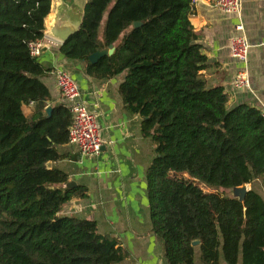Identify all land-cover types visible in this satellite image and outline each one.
I'll list each match as a JSON object with an SVG mask.
<instances>
[{
	"label": "trees",
	"instance_id": "trees-1",
	"mask_svg": "<svg viewBox=\"0 0 264 264\" xmlns=\"http://www.w3.org/2000/svg\"><path fill=\"white\" fill-rule=\"evenodd\" d=\"M195 4L88 0L60 53L85 62L93 78L124 76L123 104L155 145L147 194L167 264H196L197 253L201 264H264V197L250 189L242 202L227 192L264 182V116L247 103L229 108L226 90L199 78L208 59L191 22ZM51 6L0 0V264H122L129 252L95 220L61 214L88 189L67 187L68 173L49 166L68 157L61 148L73 122L66 104L47 113L42 79L52 69L30 48L45 38ZM111 44L112 55L90 62Z\"/></svg>",
	"mask_w": 264,
	"mask_h": 264
},
{
	"label": "crops",
	"instance_id": "crops-1",
	"mask_svg": "<svg viewBox=\"0 0 264 264\" xmlns=\"http://www.w3.org/2000/svg\"><path fill=\"white\" fill-rule=\"evenodd\" d=\"M191 22L203 46L208 63L199 78L208 86H221L230 95L229 108L247 103L264 107V0H242L240 14H228L215 0H196ZM244 26L250 43L248 67L251 87L240 89L234 80L242 67L230 51V40ZM38 57L52 72L43 77L51 92L49 106L66 104L56 82V71L66 70L80 88V99L99 114V128L104 144L95 156L83 157L75 144L61 149L68 157L51 163L66 171L75 186L88 189L86 198L74 197L61 214L92 219L101 234L115 237L129 252L122 264H167L163 246L152 230L147 194V169L156 157L154 142L142 133V117L127 111L119 92L124 76L96 79L86 73L85 62L71 60L60 53L61 44L45 37ZM27 112L30 107H25ZM256 180L247 184L264 197V186ZM196 264H201L200 255ZM239 264H242L240 262Z\"/></svg>",
	"mask_w": 264,
	"mask_h": 264
},
{
	"label": "built area",
	"instance_id": "built-area-1",
	"mask_svg": "<svg viewBox=\"0 0 264 264\" xmlns=\"http://www.w3.org/2000/svg\"><path fill=\"white\" fill-rule=\"evenodd\" d=\"M215 5L228 14H240L242 0H215ZM238 34L230 40L232 56L242 64L234 83L237 88L251 87V74L248 67L250 43L244 34V26L237 25ZM44 47L43 40L30 44L33 56H39ZM57 86L67 101L68 107L73 113V122L69 129V142L78 146L81 156L89 157L98 155L103 147L104 139L99 128V114L93 111L80 99V88L70 73L63 69L56 71ZM264 116V107L260 109Z\"/></svg>",
	"mask_w": 264,
	"mask_h": 264
},
{
	"label": "water",
	"instance_id": "water-1",
	"mask_svg": "<svg viewBox=\"0 0 264 264\" xmlns=\"http://www.w3.org/2000/svg\"><path fill=\"white\" fill-rule=\"evenodd\" d=\"M88 0H52L51 12L45 19L44 36L56 40L60 44L65 43L71 36L78 33L85 17V9ZM115 52V45L111 44L107 48L99 49L89 56L91 63L98 62L106 55H112ZM52 107L47 108L50 114ZM224 127V126H223ZM51 166V163H49ZM74 181H69L67 187H75ZM247 184L228 189V192L235 198L244 202L247 192ZM194 245H199L200 240H195Z\"/></svg>",
	"mask_w": 264,
	"mask_h": 264
},
{
	"label": "rangeland",
	"instance_id": "rangeland-1",
	"mask_svg": "<svg viewBox=\"0 0 264 264\" xmlns=\"http://www.w3.org/2000/svg\"><path fill=\"white\" fill-rule=\"evenodd\" d=\"M181 176H185V177H187L188 178V175L187 174H184V175H181ZM259 182L260 181H258V182H256V184H257V187L259 186V187H261V189L263 188V186H264V184L263 183H260L259 184ZM200 186L204 189V190H206V191H209V190H211L209 187H207L205 184H200ZM227 192H228V190H227ZM229 193V192H228ZM230 194V193H229ZM198 255H200L199 253H197V256Z\"/></svg>",
	"mask_w": 264,
	"mask_h": 264
}]
</instances>
